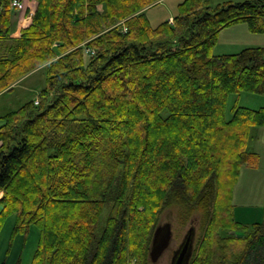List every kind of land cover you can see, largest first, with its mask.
Segmentation results:
<instances>
[{"label": "trees", "instance_id": "16d2710c", "mask_svg": "<svg viewBox=\"0 0 264 264\" xmlns=\"http://www.w3.org/2000/svg\"><path fill=\"white\" fill-rule=\"evenodd\" d=\"M12 1L0 0V90L45 63L47 84L0 116L9 246L34 225L30 264H148L160 216L181 204L202 218L189 264H264V208L247 223L233 204L264 106L229 104L264 95V45L215 52L225 28L264 33V0H181L157 26L143 9L159 0H36L19 37Z\"/></svg>", "mask_w": 264, "mask_h": 264}, {"label": "rangeland", "instance_id": "374dc122", "mask_svg": "<svg viewBox=\"0 0 264 264\" xmlns=\"http://www.w3.org/2000/svg\"><path fill=\"white\" fill-rule=\"evenodd\" d=\"M181 0H159L146 6L152 26L159 25L162 21H174V15L178 11V4ZM212 6H217L228 0H209ZM243 1V0H233ZM141 10V11H143ZM124 23L118 20L103 26L101 33L110 30L117 24ZM123 26V25H122ZM125 29V26H124ZM264 45V33L250 31L246 23L225 28L219 35L218 43L215 47L217 54H230L241 51L246 47H256ZM88 58V57H87ZM47 63L39 65L24 75L17 78L8 87L0 90V116L21 107L29 100L35 99L38 93L46 84ZM238 101L239 105L251 108L264 106V95L243 92L240 95L230 96L229 104L232 106ZM4 122L0 118V125ZM250 151L258 153L257 166H246L242 169L240 178L234 188V206L236 217L248 223L262 219L264 207V126H254L248 144ZM3 195L0 192V196ZM108 208H111L110 206ZM1 211V204H0ZM110 209L103 214L101 228L103 229L105 219ZM261 221V220H260ZM13 219L7 220L0 236V264H15L21 258V264H30L34 251L39 241L40 231L36 226H32L27 238L22 235L16 237L13 245L9 246L11 227ZM159 224L169 225L172 231V241L168 248L155 258L149 256L148 264H171L174 251L178 248L186 232L194 226L195 245L200 243L202 238V218L200 213L188 211V206L173 204L168 206L159 219ZM245 230V229H244ZM247 228L245 232L250 231ZM235 236L243 237L242 232L231 231Z\"/></svg>", "mask_w": 264, "mask_h": 264}, {"label": "water", "instance_id": "95a60500", "mask_svg": "<svg viewBox=\"0 0 264 264\" xmlns=\"http://www.w3.org/2000/svg\"><path fill=\"white\" fill-rule=\"evenodd\" d=\"M195 228L192 226L186 232L178 248L174 251L171 264H189L193 255L195 245ZM172 241V231L169 225L160 224L154 233L150 257L155 258L160 253H163L169 247Z\"/></svg>", "mask_w": 264, "mask_h": 264}, {"label": "crops", "instance_id": "0c3cea01", "mask_svg": "<svg viewBox=\"0 0 264 264\" xmlns=\"http://www.w3.org/2000/svg\"><path fill=\"white\" fill-rule=\"evenodd\" d=\"M24 2L26 4V7L20 11H15V15H14L15 25H14V29H13V33H12L13 37H19L21 35L22 28L28 26L31 23L32 14L34 13V11L37 7V1L36 0H24ZM1 145H2V141L0 140V146ZM2 207H3V205L1 204V210H2ZM260 220H262V219H260ZM257 221H259V220H257ZM12 226H13V224H12ZM11 230H12V227H11Z\"/></svg>", "mask_w": 264, "mask_h": 264}, {"label": "built area", "instance_id": "2783aa9c", "mask_svg": "<svg viewBox=\"0 0 264 264\" xmlns=\"http://www.w3.org/2000/svg\"><path fill=\"white\" fill-rule=\"evenodd\" d=\"M12 5L17 9H21L24 7V2L22 0H13Z\"/></svg>", "mask_w": 264, "mask_h": 264}]
</instances>
